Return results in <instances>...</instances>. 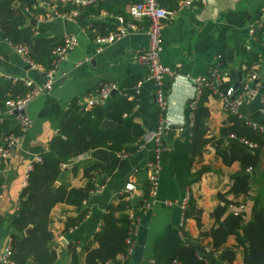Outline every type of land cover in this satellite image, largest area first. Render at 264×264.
Listing matches in <instances>:
<instances>
[{
    "label": "crops",
    "instance_id": "crops-1",
    "mask_svg": "<svg viewBox=\"0 0 264 264\" xmlns=\"http://www.w3.org/2000/svg\"><path fill=\"white\" fill-rule=\"evenodd\" d=\"M37 1L39 7L46 10V14L60 11L57 2H73L78 6L88 5L78 2L94 3L93 7L98 8V14L92 13L85 17L80 8V15L90 25H100L90 32L77 19H49L46 14L34 17L30 12L26 13L29 22L35 19L38 23L36 26L32 25L41 30L36 33L35 38L58 37L61 40L66 35L73 34L78 38L79 44L61 62L60 71L54 76L52 90L29 105L27 113L32 119V126L22 139V144L11 157H0V256L11 240L13 220L19 212L20 194L27 184L28 167L37 156L49 148L53 138L61 133V118L71 102L78 98L80 110L90 111L92 108L84 107V98L95 96L98 87L103 83L117 84V94H122V83L132 75L137 76L139 80H145L137 97L138 107L134 108L136 122L147 133L158 127L162 117L168 121L169 129L165 136L167 150L162 153L163 168L158 200L151 206L144 203L148 198L147 162L153 156V142H147L142 149L128 156L101 147L74 158L72 163L62 168V178L69 187L79 188L87 185L85 168L90 164L99 165L100 168L94 174L100 172L99 176L104 178L105 186L102 192H92L90 198L84 201L83 205L89 209V213L78 226L66 229L69 219L78 214L75 205L58 203L53 207L50 229L58 254L57 264H72L70 245L75 246L80 264H85V249L98 247V243L93 241L103 225V213L108 205L119 203L120 196L123 195L121 191L129 181L135 183L136 191L127 200L135 206L136 203H142L143 206L140 210L141 226L130 257L122 259L119 256L110 264H172L184 243L204 247L203 249L212 248L213 239L207 233L218 226L214 211L224 204L220 195L228 200L245 202L244 222L252 221L257 197L260 196V201L264 202V150L259 151L262 155L258 167L251 173L246 169L251 175V190L246 195L236 197L232 193L235 176L244 173L239 161L226 165L211 143L206 146L201 157L192 159L193 122L190 103L196 95L195 80L198 76H208L211 84L209 85L216 87L218 79L211 75V71L215 73L212 68L217 63L221 47L225 45L232 47L234 58L229 62L223 76L216 73L222 82L230 81L233 71L242 74L247 70L244 48L258 55L259 61L253 66L254 71L264 77V44L254 36L264 0H200L191 9L181 10L166 20L162 62L177 70L179 75L166 82L168 106L165 111H162L156 102V83L148 79L149 68L140 61V56L149 47V22L146 18H135L128 12L129 5L137 0ZM177 1L162 0L165 8L172 7ZM101 3H107L108 9L100 8ZM46 4L52 6L49 8ZM120 16L124 18L123 26L127 34L98 52L96 37L117 31ZM0 47V77L24 82L28 78L39 82L45 80L43 73L30 66L1 35ZM248 75L249 73L242 74L239 88ZM237 92L239 91L236 90ZM262 93L264 90H261ZM206 106L210 115L205 137L219 138L224 128L234 126L232 116L215 92L209 95ZM4 107L0 105L3 140L10 132L18 129L16 117L4 115L6 106ZM242 110L264 124V105L261 97L247 101ZM239 120L244 123L240 118ZM233 140L227 136L226 143ZM188 193L191 195L190 201L195 200L202 210L200 224L194 216L186 218V209L181 207ZM167 202L173 204L169 206ZM223 218L225 215L221 219ZM247 246L248 244L240 245L237 235L233 234L227 238L222 249H235L236 256L232 264H246L244 257ZM213 261L215 264H228L222 259L220 252ZM0 264H4L1 259Z\"/></svg>",
    "mask_w": 264,
    "mask_h": 264
},
{
    "label": "trees",
    "instance_id": "trees-1",
    "mask_svg": "<svg viewBox=\"0 0 264 264\" xmlns=\"http://www.w3.org/2000/svg\"><path fill=\"white\" fill-rule=\"evenodd\" d=\"M138 1L141 0L135 2ZM180 1L178 0L177 3L167 9H177ZM159 3L164 7L162 0H159ZM57 4L61 12L70 14L78 11L77 20L90 32L100 25H90L80 15L81 11L85 17L92 13L98 14V8L93 7L94 3L87 6H78L73 2L66 4L57 2ZM100 8L108 9L107 3H101ZM27 12H30L34 17L39 14H46V10L39 7L37 0H0V35L13 47H26L30 58L36 64L49 69L55 60L53 51L64 44V38L61 40L58 37L35 38L36 33L41 30L30 24L26 15ZM254 36L264 44V28L257 27ZM0 53H2L1 47ZM243 54L246 59L247 70L242 74L254 73L253 66L259 61L258 55L247 48H244ZM233 58L231 46L221 47L217 63L212 69L223 76V72ZM231 76L230 81H223L220 84L221 90H227L233 86L240 77L239 73L235 71L231 72ZM138 80L139 78L135 75L126 79L120 88V91L124 90V93L112 97L106 106L98 104L90 111L82 112L78 104L79 99L76 98L62 115L61 133L53 138L49 148L40 155L41 161L33 162L27 184L20 194L19 212L13 220L14 229L11 233L12 257L16 264H57L58 254L54 235L50 229L53 207L58 203L75 205L78 214L69 219L66 229L78 226L89 213V209L83 205L84 201L90 198L91 193L97 189L98 185L104 183V178L99 176L100 172L94 174L100 168L99 165L90 164L85 168V175L88 178L87 185L79 188L69 187V184L62 178V166L64 164L72 163L74 158L101 147L118 152L134 153L137 151V142L145 134L134 116L136 101L132 95ZM209 84L204 87L202 96L195 110H193L192 159L197 156L201 157L206 146L211 143L215 147L217 155L222 158L226 165L239 161L244 173L235 176L232 193L236 197L241 194L246 195L251 190V175L246 172V169L255 170L258 167L262 155L259 152L261 150L252 152L238 141L233 140L226 143V138L231 134H236L263 144L264 136L241 123L237 116L230 114L234 126L224 128L219 138L205 137L207 120L210 115L206 102L209 95L214 92L211 84ZM100 87L101 85L97 90ZM241 88L237 90L240 91ZM28 90L29 88L23 80L12 81L0 77L1 107L5 108V103L9 99L23 97ZM106 119L116 122V126L104 128L102 122ZM14 132L17 133L18 129H15ZM2 136L3 130L0 124V145L4 141ZM147 195H149V189L146 190ZM220 197L224 204L218 206L214 211L218 226L207 233L213 239L210 253L205 255V258H200L198 253H204V247L184 243L178 250L177 258L181 264H215L213 259L220 252L222 259L228 264H232L236 256L235 249H222V247L227 238L235 234L240 245L248 244L244 257L245 263L264 264V202L260 201L261 198L258 196L253 209V220L244 222L239 215L230 211L231 204H239L243 201L228 200L223 195ZM130 204L125 196L121 195L117 205H108L102 216L103 225L95 234L93 241L98 243V247L85 249L87 252L85 264H110L127 252L129 247L127 240L131 228V220L128 215ZM136 206L140 209L143 208L142 203H136ZM201 213V208L192 199L185 210V217L194 216L200 224ZM138 215L141 216V212H138ZM224 215L225 218L221 219ZM28 228H30V232L26 234ZM241 228L242 233H240ZM69 251L72 255V264H80L75 246L70 245Z\"/></svg>",
    "mask_w": 264,
    "mask_h": 264
},
{
    "label": "built area",
    "instance_id": "built-area-1",
    "mask_svg": "<svg viewBox=\"0 0 264 264\" xmlns=\"http://www.w3.org/2000/svg\"><path fill=\"white\" fill-rule=\"evenodd\" d=\"M200 0H181L179 7L174 10L164 8L160 5L159 0H141L138 2L131 3L128 7V12L131 16L135 18H146L149 22V47L144 50L140 56V61L149 68L148 79L155 81L156 91L155 98L156 102L161 108L162 111H165L168 106L167 102V85L166 82L170 78H176L179 74L177 70L172 67L164 64L162 62V54L164 52L165 43H164V31L166 27V20L177 14L181 10H189ZM79 4L87 5L90 2H78ZM49 8L50 4H46ZM47 18L54 19L56 17L68 18L70 20H76L79 16V12L75 11L73 13L53 11L48 12ZM45 15V16H46ZM120 26L117 31L111 32L104 36H97L96 43L98 44V52L102 51L103 48L111 43L121 40L126 34V28L123 26V17H119ZM257 27L264 28V7L262 8V13L260 20L257 23ZM256 27V28H257ZM255 28V29H256ZM79 41L78 38L73 34H68L64 38V44L57 47L53 51L55 57L53 66L49 69H45L43 66L36 64L29 56L28 49L26 47H16L15 49L20 53L23 59L29 63L30 66L36 68L43 73L45 80L39 82L35 79L28 78L25 80L26 86L29 88L28 92L21 98L9 99L6 101L4 115L14 116L18 122V132H10L4 139L3 144L0 145V157L9 158L17 150V148L22 144V139L27 134L28 130L32 126V119L27 113L29 105L36 100L37 98L45 95L50 92L54 87V76L60 71L61 62L67 58V56L78 47ZM213 76L218 79L216 87L213 86V91L217 97L223 103L225 109L232 115L237 116L243 122L255 130L257 133L264 136V124L258 122L251 118L249 115L245 114L242 110L244 104L256 97H261V102L264 105V93L261 94V90L264 87V77L256 72L251 73L247 78L242 81V88L239 92L236 93V90L233 86L227 90H221L219 88L222 83L219 75L217 76L216 72H212ZM145 80L140 79L137 81L134 87V94L132 98L137 101V97L142 91V87ZM196 83V95L190 103L191 117L193 122V110H195L204 90V87L209 84L208 76H198L195 80ZM118 89V85L114 83H105L102 84L95 96H88L84 98L86 108H93L95 105L106 106L110 99L112 98V91ZM138 104H135L134 108H137ZM82 108V106H81ZM169 129L168 121L165 117L161 118V121L158 127L151 131L145 133L137 142V151L142 149L147 142H153L154 151L152 158L147 162L148 170V189L149 195L145 199L144 203L146 206H151L158 200V192L160 187V176L163 168L162 164V153L167 150V145L165 143V136ZM231 139L238 141L241 145L246 147L252 152L259 150H264V143L260 144L255 142L245 136H237L236 134L230 135ZM132 153L122 152V156H128ZM34 161H41V157L37 156ZM33 162L30 163L27 173L32 170ZM67 164H64L62 168L66 167ZM248 172H252V168L247 169ZM97 174V173H96ZM104 184L98 185L97 189L93 193H100L104 189ZM136 191V185L134 182H126L121 193L125 196L126 200L131 196V194ZM190 193L187 194V197L182 201L181 207L185 210L190 202ZM171 206L172 202H167ZM230 209L234 212L235 215H239L243 220L246 219V203L239 202V204H231ZM141 209H138L134 204H130L128 210L129 219L131 220V228L128 237L129 247L127 252L120 255L122 259H127L133 252L135 245V238L138 235L139 228L141 226V216L138 215ZM185 237L184 234H182ZM210 253V249H205V252L198 253L200 258H205V255ZM13 252L11 247V240L9 244L5 247L2 252L0 259L4 264H16L13 260ZM172 264H181V261L176 258L172 261Z\"/></svg>",
    "mask_w": 264,
    "mask_h": 264
},
{
    "label": "water",
    "instance_id": "water-1",
    "mask_svg": "<svg viewBox=\"0 0 264 264\" xmlns=\"http://www.w3.org/2000/svg\"><path fill=\"white\" fill-rule=\"evenodd\" d=\"M30 22H31V24H33L34 26H36L37 23H38L35 19L30 20ZM239 76H240L239 80H238V81L235 83V85H234V89H235V90H237V89L239 88L240 84H241L240 82H241V80H242V74L240 73ZM117 93H118V89H114V90L112 91V97L116 96ZM116 124H117V123L114 122V121H111V120H104V122H103V127H114V126H116ZM263 155H264V152H263ZM29 232H30V228H28V229L26 230V234H28Z\"/></svg>",
    "mask_w": 264,
    "mask_h": 264
}]
</instances>
